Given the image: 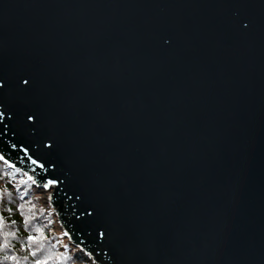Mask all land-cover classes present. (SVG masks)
I'll use <instances>...</instances> for the list:
<instances>
[{
  "label": "water",
  "instance_id": "water-1",
  "mask_svg": "<svg viewBox=\"0 0 264 264\" xmlns=\"http://www.w3.org/2000/svg\"><path fill=\"white\" fill-rule=\"evenodd\" d=\"M0 162L91 264H264V0H0Z\"/></svg>",
  "mask_w": 264,
  "mask_h": 264
},
{
  "label": "trees",
  "instance_id": "trees-1",
  "mask_svg": "<svg viewBox=\"0 0 264 264\" xmlns=\"http://www.w3.org/2000/svg\"><path fill=\"white\" fill-rule=\"evenodd\" d=\"M50 207L0 162V264H77Z\"/></svg>",
  "mask_w": 264,
  "mask_h": 264
},
{
  "label": "rangeland",
  "instance_id": "rangeland-1",
  "mask_svg": "<svg viewBox=\"0 0 264 264\" xmlns=\"http://www.w3.org/2000/svg\"><path fill=\"white\" fill-rule=\"evenodd\" d=\"M35 193L40 195V198L42 199V203L46 204L47 201V192H43V191H38L37 189L35 190ZM75 257H76V263L77 264H91L86 257L84 258V256L79 253V252H75Z\"/></svg>",
  "mask_w": 264,
  "mask_h": 264
},
{
  "label": "snow or ice",
  "instance_id": "snow-or-ice-1",
  "mask_svg": "<svg viewBox=\"0 0 264 264\" xmlns=\"http://www.w3.org/2000/svg\"><path fill=\"white\" fill-rule=\"evenodd\" d=\"M28 119L32 120V116H29ZM45 147H47V145H45ZM31 162H32V164H36L37 163V161L35 159H33ZM55 183H56L55 180H48L47 183L45 184V187H48L49 185H53Z\"/></svg>",
  "mask_w": 264,
  "mask_h": 264
},
{
  "label": "clouds",
  "instance_id": "clouds-1",
  "mask_svg": "<svg viewBox=\"0 0 264 264\" xmlns=\"http://www.w3.org/2000/svg\"><path fill=\"white\" fill-rule=\"evenodd\" d=\"M23 83V82H22Z\"/></svg>",
  "mask_w": 264,
  "mask_h": 264
}]
</instances>
